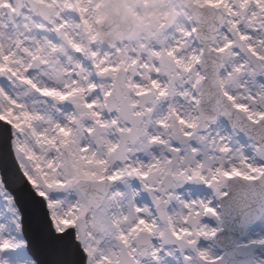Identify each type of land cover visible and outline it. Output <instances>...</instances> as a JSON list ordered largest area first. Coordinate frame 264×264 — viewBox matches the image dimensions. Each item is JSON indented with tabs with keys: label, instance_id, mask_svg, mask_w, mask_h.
<instances>
[{
	"label": "snow or ice",
	"instance_id": "obj_1",
	"mask_svg": "<svg viewBox=\"0 0 264 264\" xmlns=\"http://www.w3.org/2000/svg\"><path fill=\"white\" fill-rule=\"evenodd\" d=\"M163 3L0 0V264H225L205 220L264 198V0Z\"/></svg>",
	"mask_w": 264,
	"mask_h": 264
},
{
	"label": "water",
	"instance_id": "obj_2",
	"mask_svg": "<svg viewBox=\"0 0 264 264\" xmlns=\"http://www.w3.org/2000/svg\"><path fill=\"white\" fill-rule=\"evenodd\" d=\"M112 6L115 14L119 8L126 9L128 15H116L118 25L130 22L137 26L135 14L130 10L129 5L134 0H105ZM257 193L249 190L240 182L232 190V194L221 203L224 204L223 210V231L219 233L216 242L224 249L225 264H250L254 259L256 245L253 242L239 243V239L246 232L249 224L254 223L261 216L264 207H261V200Z\"/></svg>",
	"mask_w": 264,
	"mask_h": 264
},
{
	"label": "rangeland",
	"instance_id": "obj_3",
	"mask_svg": "<svg viewBox=\"0 0 264 264\" xmlns=\"http://www.w3.org/2000/svg\"><path fill=\"white\" fill-rule=\"evenodd\" d=\"M149 0H144V5H148ZM142 5L139 9L136 8L135 3H132L129 5L130 10L135 14L137 19V26L140 25L142 19L147 16L149 18H159L160 16L166 15V12L164 11L168 6L163 3V0H153L150 6L145 7ZM181 195L187 196L188 199H204L206 197H210L213 194L210 190H208L206 187L201 186H185L183 188V192ZM205 223H208L210 227H223V221L222 224L220 222L215 221L213 218L209 217L205 220ZM261 238H264V210L259 217L258 220H256L254 223H251L247 226L246 232L244 235L239 239V242L243 243H249L257 241ZM214 244V251L215 253H219L221 249L224 251L222 247L219 246V244L216 242V240L213 242ZM256 249L254 252V259L250 262V264H257V262L264 258V247H261L259 244H256ZM202 246H206L202 243Z\"/></svg>",
	"mask_w": 264,
	"mask_h": 264
}]
</instances>
